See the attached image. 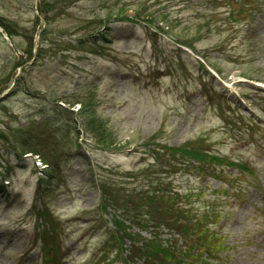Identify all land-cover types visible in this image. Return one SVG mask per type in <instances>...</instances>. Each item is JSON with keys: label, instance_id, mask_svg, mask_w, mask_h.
<instances>
[{"label": "rangeland", "instance_id": "obj_1", "mask_svg": "<svg viewBox=\"0 0 264 264\" xmlns=\"http://www.w3.org/2000/svg\"><path fill=\"white\" fill-rule=\"evenodd\" d=\"M56 1L41 14L40 0H0V17L17 27L13 43L0 27V264H161L147 262L142 248L154 237L175 257L170 264H264V0L253 1L244 21L213 27L193 49L145 22L110 20L87 37L80 26L107 16L101 5ZM145 5L149 21L160 4ZM190 15L182 16L185 40L197 36V28L184 29ZM227 15L218 9L215 20ZM30 43L35 57L27 55ZM93 114L120 151L89 139L84 115ZM28 135L63 160L39 196L45 166L22 155ZM158 145L209 151L222 164L176 165ZM99 181L137 192L152 182L190 196L179 202L192 218L201 213L205 222L211 212L207 223L220 238L207 249L213 253L191 255L197 238L129 222L133 236L115 242L119 213L102 211Z\"/></svg>", "mask_w": 264, "mask_h": 264}, {"label": "trees", "instance_id": "obj_2", "mask_svg": "<svg viewBox=\"0 0 264 264\" xmlns=\"http://www.w3.org/2000/svg\"><path fill=\"white\" fill-rule=\"evenodd\" d=\"M96 4H100V9L106 11L107 16H97L96 20H87L82 23L80 28L88 32L87 37L90 35V28L97 26V30L104 29V23L110 20H114L115 23H126L139 25L142 22L147 24L148 29L156 28V30L170 35L172 41L175 44L185 46L193 49L196 42L201 41L203 35L207 34L214 27L216 29H223L226 26V22L232 24H238L246 19L247 14H250L254 10V0H157L160 4L158 11L147 21L143 13L149 9L146 8L145 2H151L152 0H91ZM183 1H186L183 3ZM54 0L52 2L56 3ZM252 2V4L250 3ZM50 1L40 0L39 11L41 14L47 12V8L52 5ZM177 4V5H174ZM46 7V8H45ZM173 7H178L177 15L171 13ZM221 8H226L227 17L226 20H215L216 11ZM54 7L51 9L53 10ZM128 11H133V16L128 15ZM185 13H190L189 22L184 25L185 31L192 33V27L197 28L196 37L185 40L180 34V28L184 24L183 17ZM183 16V17H182ZM185 19V20H186ZM35 21H39L38 18ZM202 23V24H201ZM0 27L8 35L13 43L14 36L17 35V27L12 21L0 17ZM96 33V32H95ZM82 44V41L78 42ZM18 47V46H16ZM27 55L35 57L33 55V44H29ZM11 95V94H10ZM63 115V114H61ZM85 130L89 134V139L92 140L94 145L103 151H120L122 146L116 142V136L106 125V122L96 115H84ZM49 124V123H48ZM36 131V130H35ZM32 141V142H31ZM24 154H35L39 156L43 165L46 166L41 172L37 193L40 195L44 187L51 186L53 180L61 175L62 170V157L51 150H44L38 143L33 142V137L28 135L23 141ZM159 153L168 154L170 157L168 161L172 160L175 164H184L188 161H194L199 163L202 168L212 166L214 164L221 165L222 160L214 155H211L209 151L196 150L190 148L188 145L183 147L169 148L168 146H157ZM102 187V200L101 209L104 213L108 210H116L119 214L113 217V234L114 240L119 244L126 238L132 237L130 228L127 222L131 226L138 229L145 230L150 228H167L173 231L175 234L181 235L183 238L198 239V244L195 248L192 247L187 253L191 255H203L206 254V258L213 252H209L207 249H211L216 240H219L218 234L212 231L210 223H207L208 217L211 212L206 211V221L202 222L201 213H195L192 218L193 210L187 208L184 204L179 202L190 198V196H183L174 190L168 189L163 184H160L157 189H153L152 182L148 183V191L132 190L128 191L122 186L110 185L106 182H98ZM157 206V207H156ZM191 220L192 224L189 222ZM208 224V225H206ZM155 238L146 242L142 248L146 250L147 262L156 259V262H162L161 264H170L169 260H173L175 257L172 254H168V250L164 249L161 244L155 241ZM224 240V239H223ZM222 240V244H223ZM224 245V244H223ZM139 249L140 255L144 256L143 249ZM187 250L188 247L186 246ZM223 246L220 251L225 250ZM149 250V251H148ZM136 255V254H135ZM139 256V255H137ZM176 264V263H175Z\"/></svg>", "mask_w": 264, "mask_h": 264}, {"label": "water", "instance_id": "obj_3", "mask_svg": "<svg viewBox=\"0 0 264 264\" xmlns=\"http://www.w3.org/2000/svg\"><path fill=\"white\" fill-rule=\"evenodd\" d=\"M3 98H4V97H1V98H0V101H1Z\"/></svg>", "mask_w": 264, "mask_h": 264}]
</instances>
